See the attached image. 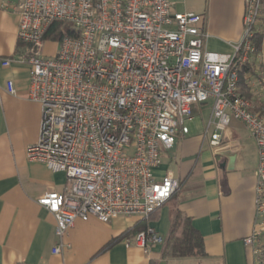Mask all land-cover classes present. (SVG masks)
I'll return each instance as SVG.
<instances>
[{
	"label": "built area",
	"instance_id": "2783aa9c",
	"mask_svg": "<svg viewBox=\"0 0 264 264\" xmlns=\"http://www.w3.org/2000/svg\"><path fill=\"white\" fill-rule=\"evenodd\" d=\"M242 36L232 54L204 48L203 16L179 13L170 0H14L18 51L1 66L24 65L27 98L40 105L38 140L26 148L29 161L63 173L61 192L37 203L55 219L58 254L76 220L109 223L147 221L178 189L171 173L158 175L163 157L193 108L206 106L203 136L211 148L231 119L241 122L257 151L256 229L245 240L259 264L264 235V118L239 92L238 73L254 53L250 39L262 17V0H244ZM53 21L73 34L52 42L44 33ZM264 30V24H263ZM55 52L46 55V45ZM249 82L264 93L258 79ZM6 91L16 95L8 81ZM164 237L146 226L134 236L146 252Z\"/></svg>",
	"mask_w": 264,
	"mask_h": 264
},
{
	"label": "crops",
	"instance_id": "0c3cea01",
	"mask_svg": "<svg viewBox=\"0 0 264 264\" xmlns=\"http://www.w3.org/2000/svg\"><path fill=\"white\" fill-rule=\"evenodd\" d=\"M170 2L175 12L203 16L207 51L233 53L242 36L244 0ZM13 6L14 0H0V60L13 57L19 47V17ZM261 13L256 27L261 34L260 51L255 75L249 80L252 84L258 79L264 84V0ZM47 45L46 55H52L55 50L47 51ZM8 81L13 83L16 95L6 91ZM28 86L24 65L2 67L0 61V264H149L151 260L157 264H257V245L245 244L256 229L257 151L245 126L234 119L221 132V143L215 148L209 146L208 136L192 134L188 125L186 134L176 136L158 175L171 173L178 189L149 220L118 218L105 224L94 218L76 220L60 252L52 254L58 244L55 219L37 200L45 193L61 192L66 180L63 173H52L43 164L26 158V148L38 140L40 123V105L28 100ZM251 90L254 109L264 107V93L254 84ZM256 112L264 118V113ZM197 115L205 129L210 109L194 107L193 118ZM172 211L187 217L200 234L204 256L162 259L161 245L144 252L136 247L133 236L114 242L141 224L165 238ZM259 247L261 252V244Z\"/></svg>",
	"mask_w": 264,
	"mask_h": 264
},
{
	"label": "trees",
	"instance_id": "16d2710c",
	"mask_svg": "<svg viewBox=\"0 0 264 264\" xmlns=\"http://www.w3.org/2000/svg\"><path fill=\"white\" fill-rule=\"evenodd\" d=\"M260 20L261 18L258 20V22H260ZM263 20L260 24H263ZM72 34L73 31L71 25L63 21H53L47 27L44 33V38L47 41L56 42L61 40L63 37ZM260 37L261 34L255 31L250 39V44L254 49V53L251 57H249V60L243 64L238 73L237 84L239 92L247 100H252L253 97V93L248 81L255 75L254 64L260 51ZM255 110H260L261 113H264L263 105H260V107H257ZM145 228L146 224L136 226V228L129 230L128 232L120 236V238L115 239L114 242L119 241L125 237H134L137 232ZM259 244H261V252L258 256L259 264H264V235L259 237ZM161 246L160 256L162 259H182L204 256L203 240L200 234L191 227L190 221L187 217L176 211H172L171 226ZM149 264H157V262L151 260Z\"/></svg>",
	"mask_w": 264,
	"mask_h": 264
},
{
	"label": "rangeland",
	"instance_id": "374dc122",
	"mask_svg": "<svg viewBox=\"0 0 264 264\" xmlns=\"http://www.w3.org/2000/svg\"><path fill=\"white\" fill-rule=\"evenodd\" d=\"M48 49L55 50V44L49 43L47 45V51ZM186 125H188L190 131L194 135L203 136L204 126L202 124V120L200 116H195L193 118L192 122H187Z\"/></svg>",
	"mask_w": 264,
	"mask_h": 264
}]
</instances>
